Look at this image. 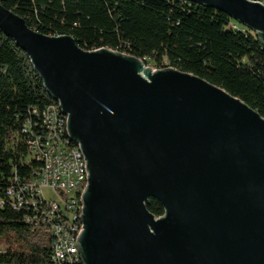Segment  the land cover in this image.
<instances>
[{"label":"water","instance_id":"water-1","mask_svg":"<svg viewBox=\"0 0 264 264\" xmlns=\"http://www.w3.org/2000/svg\"><path fill=\"white\" fill-rule=\"evenodd\" d=\"M212 7L264 45V6ZM0 30L68 117L88 184L82 264H264V118L222 88L70 36H46L0 1ZM157 199L165 214L147 205Z\"/></svg>","mask_w":264,"mask_h":264},{"label":"trees","instance_id":"trees-1","mask_svg":"<svg viewBox=\"0 0 264 264\" xmlns=\"http://www.w3.org/2000/svg\"><path fill=\"white\" fill-rule=\"evenodd\" d=\"M34 31L70 36L86 51L110 49L156 70L197 76L264 118V45L212 7L185 0H0ZM57 104L27 54L0 30V194L39 165L29 159L23 126L31 111ZM147 208L164 216L151 198ZM25 212L0 209V264H54L52 237ZM74 264H82L76 262Z\"/></svg>","mask_w":264,"mask_h":264},{"label":"built area","instance_id":"built-area-1","mask_svg":"<svg viewBox=\"0 0 264 264\" xmlns=\"http://www.w3.org/2000/svg\"><path fill=\"white\" fill-rule=\"evenodd\" d=\"M248 1L264 6V0ZM31 114L23 134L29 159L39 166L28 177H15L0 194V209L25 212L28 224L48 230L54 264L82 263L76 241L83 230L81 198L88 184L83 153L69 138L68 117L58 103ZM46 190L56 192L58 199L46 198Z\"/></svg>","mask_w":264,"mask_h":264},{"label":"rangeland","instance_id":"rangeland-1","mask_svg":"<svg viewBox=\"0 0 264 264\" xmlns=\"http://www.w3.org/2000/svg\"><path fill=\"white\" fill-rule=\"evenodd\" d=\"M151 68H152V67H151ZM153 69H155V68H153ZM44 195H45V197L48 198V199H58V195H57V193L54 192V191H52V190H46V191L44 192Z\"/></svg>","mask_w":264,"mask_h":264}]
</instances>
